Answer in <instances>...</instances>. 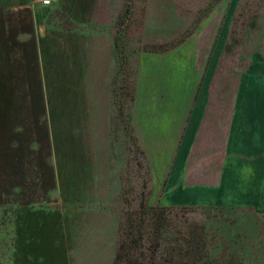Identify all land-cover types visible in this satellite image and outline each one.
Segmentation results:
<instances>
[{
	"label": "crops",
	"instance_id": "1",
	"mask_svg": "<svg viewBox=\"0 0 264 264\" xmlns=\"http://www.w3.org/2000/svg\"><path fill=\"white\" fill-rule=\"evenodd\" d=\"M15 1L18 5L11 6L8 16L11 28L0 9V83L10 90L37 88L40 97H14L1 105L0 132H8L14 168L24 170L31 157L20 136L26 138L32 128L41 130L50 148L42 155L45 162L49 151L57 156L59 138L65 134L72 142L69 153L75 166L89 168L90 185L95 169L116 168V175L105 172L101 178L112 188L107 181L94 188L98 198L122 203V173L125 177L129 168L138 170V164L131 165L137 152L141 171L147 169L150 202L168 208L245 209L264 223L263 51L249 52L242 60L238 48H225L226 41L207 55L186 48L183 75L171 72L184 62L170 60L176 48L143 51L130 75L126 50L117 51L116 23L106 27L85 20L67 40L59 24L46 38L37 33L34 1ZM56 2L41 1L40 7L48 9ZM17 128L23 130L18 134ZM20 173L15 179H26ZM120 206L94 209L95 224L105 236L117 232ZM41 229L36 243L44 248L49 239Z\"/></svg>",
	"mask_w": 264,
	"mask_h": 264
},
{
	"label": "rangeland",
	"instance_id": "2",
	"mask_svg": "<svg viewBox=\"0 0 264 264\" xmlns=\"http://www.w3.org/2000/svg\"><path fill=\"white\" fill-rule=\"evenodd\" d=\"M33 1L38 35L51 38L62 24L65 40L85 20L106 27L115 25L130 4L128 33L120 34L119 42L116 36V46L120 47L117 51L124 54L126 50L128 55L130 75L143 51L163 53L176 48L170 60L181 58L184 62L177 68L174 66L171 72L178 70L182 75L187 69L186 48L202 50L207 55L220 49L226 41L225 48H238L242 60L254 50L264 52V0H58L48 9L40 7L42 0ZM11 2L0 0V5L5 3L0 9L7 24L13 12L11 6L18 5L15 0ZM33 116L36 122L37 115ZM20 130L23 129L17 128L15 132L19 134ZM40 133L32 128L26 138L20 136L31 154L23 170L26 179L24 176L13 179L6 197L0 193V264H58L63 260L65 264L66 261L68 264H113L121 243L125 244L133 235L131 223L141 220L136 213L140 208H147L148 215L144 219V239L134 257L136 264H152L149 255L154 250L156 262L153 264H264V223L249 210L191 205L167 207L159 241L154 240L150 230L156 216H151L150 209L158 208L155 213L161 215L160 207L165 206L148 200L147 169L144 173L141 171L142 161L137 152L132 153L131 165L138 164V170L129 168L125 177L122 173L124 200L122 203L106 201L104 196L98 198L94 188H100L106 181L108 188H112L108 180L101 178L105 172L116 175V168L107 167L105 172L95 169L90 185L89 168L80 170L71 160L70 138L61 135L57 156L49 151L51 156L44 162L42 155L47 156L50 148ZM54 176L59 184H55ZM25 187L29 188V194L25 193ZM108 193L110 198V190ZM113 205L122 209L120 226L114 235L105 236L95 224L97 218L93 211ZM39 229L49 239L45 249L36 243Z\"/></svg>",
	"mask_w": 264,
	"mask_h": 264
},
{
	"label": "trees",
	"instance_id": "3",
	"mask_svg": "<svg viewBox=\"0 0 264 264\" xmlns=\"http://www.w3.org/2000/svg\"><path fill=\"white\" fill-rule=\"evenodd\" d=\"M131 13H132V6H130L129 4L124 14L118 17V20L116 22V27L118 31V37H117L118 42H119L120 34H122L123 32H125V34L128 33V29L130 26L129 19L131 17L130 16ZM119 48L120 47H117V49ZM0 84H1L0 85V106L4 103L7 104L9 100L10 102H12L14 97L17 99H22L25 96H28L34 99H37V97H40L38 93V91L40 90H38L37 88L30 89V90H24L20 88L10 90L9 88L3 87L4 84L6 83H0ZM3 107L2 106L0 107V119L2 118L1 111ZM8 143H9L8 132L1 131L0 132V193L3 194V197L7 196L8 190L11 187V182H12L11 179L18 178V176H21L20 172H23L22 169L20 171L18 168H14L13 167L14 164L9 161V153L7 150L9 148ZM18 167H19V164H18ZM144 206L145 204H142V207ZM160 208H161V215H158L157 213H155V210L158 208L151 207L150 209L151 211H153V214L151 216L153 217L156 216L154 223H153L154 225L152 226V230H150V235L152 239L154 240L159 239L160 233L162 232V229H163L162 226L164 225V221H165L166 210L168 209L167 207H160ZM146 209L147 208H140L139 209L140 213L139 211L136 212L137 214L140 215L138 217H140L141 220L138 222V220L135 219L136 222L131 223V228L134 229V232H132L133 235L132 237H130L128 242H126L125 244L121 243V245L119 246L114 264H136L134 263L135 253L137 252L141 241L144 239L143 227H145L146 225V223L144 222V219L148 215L147 214L148 212ZM134 218H137V215ZM154 251L152 254L149 255L150 256L149 259L151 260L152 264L156 262Z\"/></svg>",
	"mask_w": 264,
	"mask_h": 264
},
{
	"label": "built area",
	"instance_id": "4",
	"mask_svg": "<svg viewBox=\"0 0 264 264\" xmlns=\"http://www.w3.org/2000/svg\"><path fill=\"white\" fill-rule=\"evenodd\" d=\"M54 1H57V0H42V2L46 5L52 4Z\"/></svg>",
	"mask_w": 264,
	"mask_h": 264
}]
</instances>
